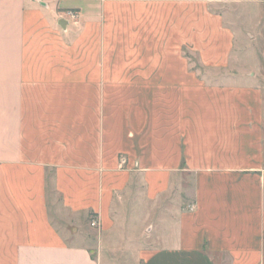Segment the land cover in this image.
Instances as JSON below:
<instances>
[{
	"label": "crops",
	"instance_id": "1",
	"mask_svg": "<svg viewBox=\"0 0 264 264\" xmlns=\"http://www.w3.org/2000/svg\"><path fill=\"white\" fill-rule=\"evenodd\" d=\"M244 47L264 48V0H0V264H120L121 222L156 240L137 264H264Z\"/></svg>",
	"mask_w": 264,
	"mask_h": 264
},
{
	"label": "rangeland",
	"instance_id": "2",
	"mask_svg": "<svg viewBox=\"0 0 264 264\" xmlns=\"http://www.w3.org/2000/svg\"><path fill=\"white\" fill-rule=\"evenodd\" d=\"M227 6V8L230 6V8L228 10H231L232 13L234 15H239V13H241V7L239 5L236 4H225ZM255 49V54L256 52L261 54V58H240L241 55H249L250 51H254ZM238 52V56L239 58H234L233 59V67L231 69V73H233V77L234 79L232 80L233 85H238V86H250L253 84H255L256 82L259 81V84L263 85L262 83H264V48L260 47L259 49L256 47L250 48V47H244V49H241ZM240 52V54H239ZM190 60V66L192 69L199 71L202 75L205 74L206 72V68L203 67V64L200 62L199 58H188ZM259 67V69H256V67ZM260 71L262 76L261 78H259L257 81L256 79H250L251 77H253L252 74L255 73V71ZM245 73L244 75H241L240 72ZM242 73V74H243ZM251 74V77H247V74ZM206 77H208V75H205ZM236 76V77H235ZM238 76V77H237ZM219 78L221 77V75H216L215 78ZM215 78H210L208 79V81L210 82H215V81H221L222 79L219 78L220 80H213ZM186 184H187V189H188V196L189 198H187L186 201V205L184 206V208L187 210L189 208L188 205H190L189 201L191 200L190 198L192 197V183H191V179H187L186 180ZM182 195L180 193V191L178 192L176 190V192L174 193V196L172 198L177 199L179 202H181L182 200ZM189 203V204H188ZM172 209V208H170ZM89 226L91 227V224H89ZM121 226L124 229L118 228L116 230V234L119 236V240H120V248L118 249L119 253V257H120V264H137L136 262V258L134 256V253L138 250V248L141 245H146L147 242L148 244H156V240L155 239H147L145 240L146 236H143L142 239H136V236L141 235V231H143V229L140 228V226L135 222V223H124L121 222ZM96 233V236L98 237V240H100L101 234H100V228H92ZM148 234V231H147Z\"/></svg>",
	"mask_w": 264,
	"mask_h": 264
},
{
	"label": "built area",
	"instance_id": "3",
	"mask_svg": "<svg viewBox=\"0 0 264 264\" xmlns=\"http://www.w3.org/2000/svg\"><path fill=\"white\" fill-rule=\"evenodd\" d=\"M67 17H69L70 19H76L77 18V14L73 13V12H68ZM91 227L92 228H99L100 227V223L98 218H94L91 222Z\"/></svg>",
	"mask_w": 264,
	"mask_h": 264
}]
</instances>
